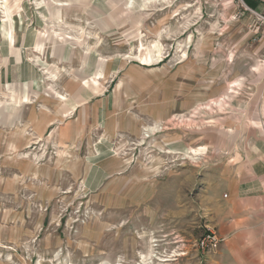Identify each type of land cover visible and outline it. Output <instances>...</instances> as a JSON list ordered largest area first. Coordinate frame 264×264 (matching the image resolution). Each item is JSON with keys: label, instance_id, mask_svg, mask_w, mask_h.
<instances>
[{"label": "rangeland", "instance_id": "rangeland-1", "mask_svg": "<svg viewBox=\"0 0 264 264\" xmlns=\"http://www.w3.org/2000/svg\"><path fill=\"white\" fill-rule=\"evenodd\" d=\"M15 1L0 0V34L1 3H12L14 23L23 24L22 12L40 31L43 48L38 51L39 40L36 51L49 77L56 79L59 70L75 77L83 67L98 69L82 79L90 90L112 59L105 70V110L117 105L114 117L125 115L128 122L151 101L163 103L168 93L185 105L176 116L190 120L174 116L171 123L147 124L138 138L122 133L106 140L105 154L97 157L90 151L100 139L91 126L68 156L54 141L33 147L31 141L18 154L31 158L33 167L29 161L20 165L17 153L7 156V145L25 127L0 123V264H209L217 250L203 253L198 242L209 228L217 233L210 199L225 200L226 185L240 179V144L264 137V39L254 32L258 20L238 5L233 13L218 1L167 0L146 8L142 0L132 8L126 0ZM52 38L60 43L44 44ZM63 45L74 54L64 64L55 57ZM238 80L237 93L228 92ZM211 93L215 102L229 97L220 107L210 101ZM199 95L202 100L194 103ZM2 96L0 114L10 100L18 103L11 87ZM155 126L160 130L141 144L143 129ZM241 133L251 141L233 138ZM94 169L101 177L83 185Z\"/></svg>", "mask_w": 264, "mask_h": 264}, {"label": "crops", "instance_id": "crops-1", "mask_svg": "<svg viewBox=\"0 0 264 264\" xmlns=\"http://www.w3.org/2000/svg\"><path fill=\"white\" fill-rule=\"evenodd\" d=\"M246 3L264 16V0H246ZM234 8L230 6L229 10L235 13ZM28 22L29 20L19 25L12 24L16 38L14 45L11 44L10 39H5L0 34V101L4 100L2 93L8 87L16 93V101H18L16 104L15 101L10 100L9 106L5 107L0 114V123L19 124L25 127L17 133V141L7 145V151H9L7 156L18 154V150L27 146L31 141L34 142L30 144L33 147L38 144L40 146L44 140L56 142L55 149L68 156L83 138L84 131L90 126L93 131L97 132V138L100 139L90 154L94 157L101 156L105 154L106 140H113L126 132L131 137L138 138L145 125L153 122L171 123L175 120L174 116L180 115L177 112L184 110L185 105L181 107V103L175 101V96L167 93L163 103L159 105L156 101H151L153 104L147 105L140 116L130 117L128 122L125 120V115L114 117L119 110L117 105L107 107L108 109L105 110L107 91L104 81L106 79L105 70L112 59H107L98 77L93 78L97 79V83H94L92 79L91 82L95 86L90 90L83 86L82 79L92 72L95 74L98 69L86 71L83 67V74L71 77L68 73L59 70L61 66L58 63L59 66L54 65L59 70L54 72L56 79L49 77L45 66L41 63L43 54L36 51L40 31L34 27L33 21ZM52 42L60 43L58 39L52 38L44 41V44ZM58 49L59 57H55L60 59L59 62L62 64L68 63L69 59L71 60L74 56L65 45ZM151 53L154 59L153 49ZM83 55L88 56L86 53ZM142 65L152 67L155 64L142 63ZM194 79H197V75ZM123 90V85L120 89L117 86L115 96L120 99L123 96ZM260 91L264 98V85ZM62 95H65V100L60 99ZM128 96L132 97L131 94ZM211 96L214 95L211 93ZM214 97L215 99H211V102L216 101L217 96ZM201 100L202 97L199 95L195 97L194 103ZM261 112L264 114V106ZM28 130H30L29 133ZM28 137L31 139L29 140ZM233 138L235 140L244 138L251 141V137L249 135L246 137L244 133H241L239 137L236 134ZM240 146V154L243 158H241V170H236L241 171L240 179L235 178L226 185L228 193L225 194L227 195L225 200L215 197L210 199L216 205V214L212 215L214 221L211 226L217 229L218 235L224 242L216 252L212 253L209 264H264V137L256 139L253 144L249 143L247 147L244 144ZM199 150L200 152L205 151L204 149ZM12 151H14L13 154H11ZM17 156L20 165H26L29 161V165L34 166L31 158L21 159L20 154ZM22 156L30 157L29 154ZM110 169L114 170L117 167ZM97 170L94 169L91 173H87L83 185L89 184L91 179L97 180L101 177V172ZM10 184L5 183L7 186ZM11 186H15V181H12Z\"/></svg>", "mask_w": 264, "mask_h": 264}, {"label": "bare ground", "instance_id": "bare-ground-1", "mask_svg": "<svg viewBox=\"0 0 264 264\" xmlns=\"http://www.w3.org/2000/svg\"><path fill=\"white\" fill-rule=\"evenodd\" d=\"M18 1L19 0H17V1H15L14 3H15V5L18 3ZM127 1V5H128V7H131L132 8V6H133V4L135 3V2H138L137 0H126ZM162 1H167V0H142V3H141V5H142V7H144V8H146L147 7V5L148 4H150V3H152V2H162ZM170 1V0H169ZM12 4V3H11ZM11 4L10 3H7V2H3V3H1V7L3 8V11H4V23H3V26H2V34H3V36H4V38L5 39H10L11 40V43L12 42H15L16 41V38H15V35H14V32H13V28H12V24L14 23V19H13V15H12V13H11V8H10V6H11ZM153 4V3H152ZM157 5V4H156ZM159 5V4H158ZM23 10V9H22ZM19 18L21 19V21H22V23H24V19H23V17H22V12H19ZM26 18V17H25ZM28 27V26H27ZM39 49H38V51L40 50L41 51V49L43 48V45H42V43H41V41L39 42V47H38ZM39 51V52H40ZM33 56V55H32ZM153 56H154V59L155 60H158V59H156V55L153 53ZM36 57V56H35ZM33 58V57H32ZM38 59V58H37ZM261 68V67H260ZM255 71L256 70H260L259 69V65H258V67L256 66L255 67V69H254ZM253 70V71H254ZM53 78V77H52ZM106 79H104V81H105ZM93 82L94 83H97V79H93ZM240 81L238 80L237 82H233V83H231L230 84V87H229V91L228 92H230V93H237L236 91L238 90V88L237 87H240V84H241V86H242V83H239ZM122 85L123 84H119V86H118V89H120L121 87H122ZM102 95V94H101ZM228 94H226V95H224L220 100H218L217 102H215L214 101V103L213 104H215L216 106L217 105H220V107H222L221 105V103L222 102H224L226 99H228ZM60 99H62V100H65V95H62V97L60 98ZM230 99V98H229ZM227 101V100H226ZM227 103V102H226ZM212 104V105H213ZM209 106H211V105H208V106H206L205 108H209ZM210 109V108H209ZM198 110V108L195 110V111H197ZM176 118H178V119H180V120H182V121H184V119L186 120V121H188V120H190V118L189 117H186L185 115H181V116H176ZM160 130V126H155V127H152V128H150V127H145L143 130H144V134H143V138H142V140H141V144H144L145 142H146V140L148 139V138H151V135L152 134H154V132L155 131H157V130ZM177 154V153H176ZM191 154V153H190ZM186 156L188 157V158H191L190 157V155L187 153L186 154ZM193 158V157H192ZM194 159V158H193ZM153 247H151L150 248V254H149V257H151V258H153V249H152ZM150 258V259H151ZM146 259H147V256H143V260H145L146 261ZM161 259V258H160ZM152 260V259H151ZM162 260V259H161ZM167 260V259H166ZM147 262V261H146ZM148 263V262H147ZM146 263V264H147Z\"/></svg>", "mask_w": 264, "mask_h": 264}, {"label": "built area", "instance_id": "built-area-1", "mask_svg": "<svg viewBox=\"0 0 264 264\" xmlns=\"http://www.w3.org/2000/svg\"><path fill=\"white\" fill-rule=\"evenodd\" d=\"M204 3H209L210 1H218L219 5H225V6H235L238 5L240 9H242L244 12L248 13L252 17L256 18L258 20V25L256 27L255 34L259 35V37L264 39V28L262 30V25H264V16L254 9H252L247 3L246 0H200ZM260 38L258 41H260ZM225 198H227V195H225ZM224 242L222 238L211 228L207 229L203 237L198 242V249L205 253V252H213L220 248V245Z\"/></svg>", "mask_w": 264, "mask_h": 264}]
</instances>
